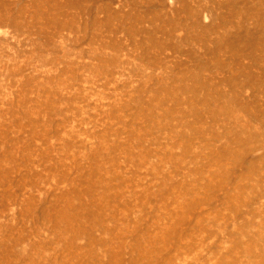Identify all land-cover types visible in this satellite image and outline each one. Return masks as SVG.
<instances>
[{
	"label": "rangeland",
	"instance_id": "1",
	"mask_svg": "<svg viewBox=\"0 0 264 264\" xmlns=\"http://www.w3.org/2000/svg\"><path fill=\"white\" fill-rule=\"evenodd\" d=\"M7 1L16 0H2ZM177 1L169 5L178 6ZM60 29L43 37L37 32L32 35L27 27L0 24V242L4 237L12 246L3 264L15 263L17 250L23 261L16 264L26 263L24 256L31 246L41 247L46 264H107L114 259L115 264H254L264 245V134L257 145L247 149L244 161L220 189L221 177L212 174L214 168L197 152L202 145L198 141L191 144L193 157L198 156L192 161L180 148V137L172 139V133L184 135L188 129L182 131L180 125L172 124L167 131L168 118L156 122L141 118L146 113L149 117L150 91L155 88L148 78L162 77L163 68L151 72L146 60L138 61V53L123 35L113 42L107 34L111 46L121 47H98L107 61L93 60L84 32ZM80 50L85 52L82 56ZM170 55L164 53L163 61L168 71L176 73ZM114 58L116 63H110ZM38 60H46V64ZM244 62L250 65L248 60ZM138 68L143 71L135 70ZM223 76L214 75L216 79ZM222 88L231 94L230 88ZM247 90L244 100L252 97V91ZM256 98L264 106V96ZM228 105L241 127L258 132L264 125V115L260 118L253 111ZM223 128L216 126L215 134L222 135ZM224 143L223 138L216 142L218 146ZM98 151L101 163L115 160L112 168L119 180L110 182L120 190V196L116 198L111 190V199L103 202L100 214L106 229L93 231L98 246L92 245L99 260L86 263L84 254L75 257L64 252L62 242L49 231L44 209L56 204L72 187L81 189L77 178H87L93 153ZM168 151L175 160L164 156ZM247 168L253 171L248 173ZM104 191L98 186L93 194L99 197ZM84 195L82 192V200L88 202ZM101 240L109 247L112 260L104 253ZM87 243V238L80 236L76 247L86 253Z\"/></svg>",
	"mask_w": 264,
	"mask_h": 264
},
{
	"label": "bare ground",
	"instance_id": "2",
	"mask_svg": "<svg viewBox=\"0 0 264 264\" xmlns=\"http://www.w3.org/2000/svg\"><path fill=\"white\" fill-rule=\"evenodd\" d=\"M16 1L2 2L0 0V24L2 26L27 27L32 35L37 32L43 37L50 34L51 31L53 32L54 29L63 28L65 31L66 29H78L85 33V39L88 40L86 44L91 49L88 51L91 54L90 57L100 61L105 59L107 61V58L100 54L98 47H113V50H118L121 47L119 44L111 46L106 35L108 34L113 42L117 41L119 35H123L122 38H126L133 51L136 50L138 53V61L146 60V65L151 66V72L154 69L163 68L162 77L156 78V80L151 76L148 78V81L155 84V88L150 91L152 102L149 117L146 113L141 118L148 122L150 118L154 122L162 119V117L168 118L169 121L166 120L164 125L165 128L168 127L167 131H171L172 124L180 125L182 131L188 129L189 131L184 135L172 133V139L173 137H180L181 145L179 143L177 145H180L184 154L191 155L192 161L197 159V152H201L205 156L203 159L206 158L208 167L214 168L212 174L217 176V179L219 177L222 179L218 185L220 189L224 187L226 179L233 169L244 161L247 149L257 145L258 137L264 134V125L258 132L241 127L240 122L238 123L240 119L237 120L232 107L230 111L228 105L232 104L233 107L244 111H253L260 118L264 115V106L259 105L256 98L259 94L264 96V0H179L177 1L178 6L174 5V7L169 5L172 0ZM139 5H141L140 8H138ZM167 5L168 8H166ZM203 17H207L209 21L206 23ZM39 49L41 50V48ZM167 52L175 59L172 62V68L177 70L176 73L168 71L169 68H166L167 64L163 61L162 55ZM84 53L80 50L78 54L82 56ZM111 57L117 56L112 54ZM5 59L10 58L6 57ZM116 60L114 58L110 63H116ZM245 60H248L250 65L246 64ZM15 64L17 70L15 69L14 72L18 71V63ZM49 65H52L51 62ZM8 66L10 67V65ZM5 67L7 66L5 65ZM142 69L135 70L142 72ZM6 71L8 72V70ZM217 74H224V76L221 79H216L214 75ZM222 86L230 88L231 94L228 95ZM245 89V92L248 91L247 89L252 91L250 100L242 98ZM49 103L47 102V104ZM152 115L157 116L154 118L151 117ZM170 119H172L171 122ZM30 123L32 124V122ZM219 125L224 127L220 136L215 134L216 126ZM188 136L191 137L187 138ZM221 138L225 139V143L218 146L216 142L220 141ZM185 141L186 145L184 144ZM195 141H198L202 146L193 157L191 144ZM259 148H261L260 145ZM99 152L101 151L93 153V163L87 171V178H77V184L81 189L78 191L72 187V190L66 193L62 192L63 194L56 204L44 209L47 210L44 213V218L50 221L51 230L49 229V231L53 232L55 239L62 242L64 252H71L75 257L84 254V262L99 260V255L92 248L95 239L93 231L99 228H101L100 231L106 229L105 223H103L105 218L100 214V211L104 207L103 202L108 203L111 199V190L115 191L116 198L120 196V190L110 182L112 178H119L112 168L116 164L114 163L115 160L109 158L106 161L104 159L106 163H101L99 158H102L100 157L102 153ZM164 156L170 160H175L174 154L170 151ZM246 170L248 173L253 171L252 168ZM200 173L198 172L196 175L199 176ZM98 186L105 188L104 194L99 197L93 194L97 193L95 190ZM206 190H210V187H207ZM82 192L89 197L88 202L82 200ZM80 236L87 238L89 247L88 250L84 249V251L87 250L86 253L83 252L82 248L76 247V240ZM10 244L3 237L0 242V264L6 262L8 249L12 248ZM101 244L104 247V253L112 260V253L106 242L101 240ZM31 247L29 253L24 256L27 257V261L23 264H46L40 253L41 247ZM22 257V253L20 254L17 250L14 256L16 262L13 264H16L19 259L23 261ZM114 261H107V264H115ZM253 263L264 264V245L262 254L258 255Z\"/></svg>",
	"mask_w": 264,
	"mask_h": 264
}]
</instances>
